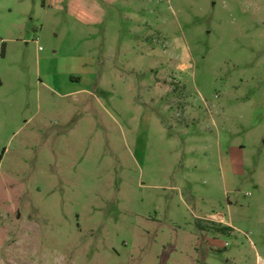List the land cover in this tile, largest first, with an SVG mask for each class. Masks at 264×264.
I'll return each mask as SVG.
<instances>
[{"label": "rangeland", "instance_id": "obj_1", "mask_svg": "<svg viewBox=\"0 0 264 264\" xmlns=\"http://www.w3.org/2000/svg\"><path fill=\"white\" fill-rule=\"evenodd\" d=\"M81 1L0 0V264H260L264 0Z\"/></svg>", "mask_w": 264, "mask_h": 264}, {"label": "trees", "instance_id": "obj_2", "mask_svg": "<svg viewBox=\"0 0 264 264\" xmlns=\"http://www.w3.org/2000/svg\"><path fill=\"white\" fill-rule=\"evenodd\" d=\"M111 1V0H109ZM63 0H41L42 7L57 9L62 4ZM68 14L76 21L82 24H95L101 19V9L95 3L86 4L81 0H69L67 5ZM231 228H218L221 232H226Z\"/></svg>", "mask_w": 264, "mask_h": 264}, {"label": "built area", "instance_id": "obj_3", "mask_svg": "<svg viewBox=\"0 0 264 264\" xmlns=\"http://www.w3.org/2000/svg\"><path fill=\"white\" fill-rule=\"evenodd\" d=\"M40 49V48H39ZM260 264H264V261L260 260Z\"/></svg>", "mask_w": 264, "mask_h": 264}, {"label": "crops", "instance_id": "obj_4", "mask_svg": "<svg viewBox=\"0 0 264 264\" xmlns=\"http://www.w3.org/2000/svg\"><path fill=\"white\" fill-rule=\"evenodd\" d=\"M227 226V225H226ZM228 227H230L231 228V225L230 224H228Z\"/></svg>", "mask_w": 264, "mask_h": 264}]
</instances>
